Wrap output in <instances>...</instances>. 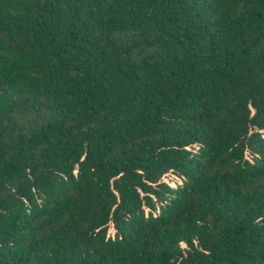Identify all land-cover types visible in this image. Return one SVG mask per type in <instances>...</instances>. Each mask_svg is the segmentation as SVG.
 <instances>
[{
	"label": "trees",
	"instance_id": "obj_1",
	"mask_svg": "<svg viewBox=\"0 0 264 264\" xmlns=\"http://www.w3.org/2000/svg\"><path fill=\"white\" fill-rule=\"evenodd\" d=\"M0 264H264V0H0Z\"/></svg>",
	"mask_w": 264,
	"mask_h": 264
},
{
	"label": "rangeland",
	"instance_id": "obj_2",
	"mask_svg": "<svg viewBox=\"0 0 264 264\" xmlns=\"http://www.w3.org/2000/svg\"><path fill=\"white\" fill-rule=\"evenodd\" d=\"M161 180H162V181L169 182L170 185H172V186H174V184H177V183L180 182L179 177H178L176 174H174L173 172H171V171L166 172V173L162 176ZM113 232H114V229H112V227H111V225H110V227H109V229H108V233H109L110 235H112Z\"/></svg>",
	"mask_w": 264,
	"mask_h": 264
},
{
	"label": "built area",
	"instance_id": "obj_3",
	"mask_svg": "<svg viewBox=\"0 0 264 264\" xmlns=\"http://www.w3.org/2000/svg\"><path fill=\"white\" fill-rule=\"evenodd\" d=\"M112 227V226H111ZM112 229H113V227H112ZM113 235V234H112Z\"/></svg>",
	"mask_w": 264,
	"mask_h": 264
}]
</instances>
